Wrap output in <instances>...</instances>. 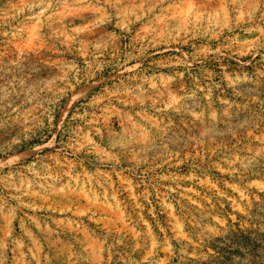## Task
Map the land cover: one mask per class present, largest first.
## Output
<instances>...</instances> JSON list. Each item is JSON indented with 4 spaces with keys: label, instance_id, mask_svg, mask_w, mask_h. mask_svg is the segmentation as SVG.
<instances>
[{
    "label": "rangeland",
    "instance_id": "374dc122",
    "mask_svg": "<svg viewBox=\"0 0 264 264\" xmlns=\"http://www.w3.org/2000/svg\"><path fill=\"white\" fill-rule=\"evenodd\" d=\"M0 264H264V0H0Z\"/></svg>",
    "mask_w": 264,
    "mask_h": 264
}]
</instances>
